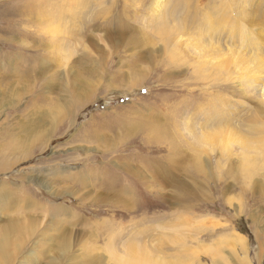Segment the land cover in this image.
Returning <instances> with one entry per match:
<instances>
[{
	"label": "rangeland",
	"instance_id": "1",
	"mask_svg": "<svg viewBox=\"0 0 264 264\" xmlns=\"http://www.w3.org/2000/svg\"><path fill=\"white\" fill-rule=\"evenodd\" d=\"M262 127L264 0H0V264H264Z\"/></svg>",
	"mask_w": 264,
	"mask_h": 264
},
{
	"label": "bare ground",
	"instance_id": "2",
	"mask_svg": "<svg viewBox=\"0 0 264 264\" xmlns=\"http://www.w3.org/2000/svg\"><path fill=\"white\" fill-rule=\"evenodd\" d=\"M155 12L157 13V9L155 10ZM156 15H158V14H156ZM170 15V17H173V16H171V14H169ZM166 18H168V17H166ZM189 52V51H188ZM219 53H221L220 51H219ZM167 122V121H166ZM205 123H206V121H205ZM204 124V123H203ZM207 124V123H206ZM162 127V126H161ZM253 128V127H252ZM258 129V128H257ZM262 129H264L263 127H262ZM251 130V129H250ZM204 132V131H203ZM218 132H220L221 133V129L218 131ZM224 132V131H223ZM184 133V132H183ZM161 134V133H160ZM202 134V133H201ZM164 135V134H163ZM169 135V134H168ZM177 135V134H176ZM209 135V134H208ZM171 137V136H170ZM175 137V136H174ZM186 137V136H185ZM177 138H179V137H177ZM184 138V137H183ZM198 143V142H197ZM264 143V142H263ZM263 143H262V146H263ZM179 145V144H178ZM261 146V150H263L264 151V146L262 147ZM185 155V154H184ZM177 157V156H176ZM192 157V156H191ZM178 158V157H177ZM237 235H239V234H237ZM216 261V260H215Z\"/></svg>",
	"mask_w": 264,
	"mask_h": 264
},
{
	"label": "trees",
	"instance_id": "3",
	"mask_svg": "<svg viewBox=\"0 0 264 264\" xmlns=\"http://www.w3.org/2000/svg\"><path fill=\"white\" fill-rule=\"evenodd\" d=\"M249 238H251V237L249 236Z\"/></svg>",
	"mask_w": 264,
	"mask_h": 264
}]
</instances>
